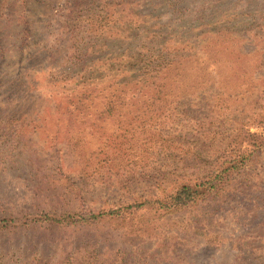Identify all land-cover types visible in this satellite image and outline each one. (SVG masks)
<instances>
[{
	"label": "rangeland",
	"instance_id": "1",
	"mask_svg": "<svg viewBox=\"0 0 264 264\" xmlns=\"http://www.w3.org/2000/svg\"><path fill=\"white\" fill-rule=\"evenodd\" d=\"M149 2L145 25L143 0H0V217L163 198L195 152L247 162L179 214L11 226L0 264H264V82L238 74L264 77V0Z\"/></svg>",
	"mask_w": 264,
	"mask_h": 264
},
{
	"label": "trees",
	"instance_id": "2",
	"mask_svg": "<svg viewBox=\"0 0 264 264\" xmlns=\"http://www.w3.org/2000/svg\"><path fill=\"white\" fill-rule=\"evenodd\" d=\"M143 1L145 2L144 11L138 12L137 15L139 17H145L144 23L146 25L150 22L148 16L154 14L153 12L148 14L146 8L152 7L155 10L158 5L149 2L150 0ZM173 7H175V5H173ZM132 11L134 13L135 10ZM260 12L264 13V7H262ZM104 19L106 20L107 16H105ZM249 24L250 22L247 21L238 22V30L236 33L241 34L244 31L242 27L247 26ZM251 24L252 27L249 31H254L255 28L256 31L260 33L264 29V20L262 18L261 20H259V22H251ZM215 30L217 31L216 33L220 36L229 33H235V31H233V28L229 27V24L224 25V23L215 24ZM88 59L92 60L94 59V56L82 55L78 57V61L81 60L80 62H83L85 64V67H87V64L91 61H88ZM174 62L175 61L172 60L171 63H168L165 66L172 65ZM235 69L238 70V68L236 67ZM255 71L257 70L240 69V72L238 74L240 75V78L245 84H252V82L254 84H258L259 82H264V77H256ZM251 74H253V76H251ZM250 79H252V81ZM236 83L238 84V82ZM199 128L201 130V127ZM176 138L180 139L182 138V135L176 136ZM230 149L231 153L229 154L220 153L219 151L215 152V157L213 158L204 157V154H200L199 152H195L194 154H192L191 157L193 156L192 159L194 160L195 165L190 167H192L193 170L183 173V175H186L184 177H190L175 185V187L169 192H167V194H165L163 198H157L153 200H143L142 198H137L131 204L125 207H121L118 210H99L100 212H96L93 208L89 206L88 201L82 196V194L80 192H77L76 199L77 197L79 198V212L65 211L62 213L56 207L54 208V206L51 205L52 208H49V211H46V209L37 208L36 210L23 215V218L18 219V221H16V219L14 218L12 219L14 215L10 214L0 217V231L6 230L11 226L31 227L39 224H44L52 227H92L102 221V218L122 220L127 213L132 214V212L134 211L142 210L145 208L147 210H152L155 213L163 212L165 213V215L168 214L169 216H171L173 214H179L182 211L188 210L189 208L197 207L200 204L209 203V201L215 202L216 199L224 191L226 181L231 176L238 173L243 168L245 162H247L248 160V156L242 153L239 154L238 146H234L233 148H231L230 146ZM169 151L171 152V154L173 153L171 150ZM186 156L187 154H183V161ZM199 161L203 162L204 165L199 166V168H197V162ZM183 171L185 170L183 169ZM166 175L168 174L166 173ZM37 185L36 187H38ZM51 201H53L52 203L54 205L58 204V201ZM117 256L120 257V255Z\"/></svg>",
	"mask_w": 264,
	"mask_h": 264
}]
</instances>
